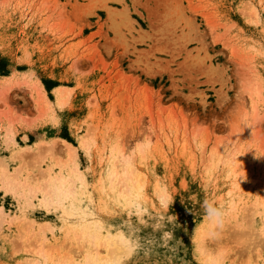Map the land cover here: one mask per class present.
I'll return each mask as SVG.
<instances>
[{
	"label": "rangeland",
	"instance_id": "rangeland-1",
	"mask_svg": "<svg viewBox=\"0 0 264 264\" xmlns=\"http://www.w3.org/2000/svg\"><path fill=\"white\" fill-rule=\"evenodd\" d=\"M0 57V264H264V0H0Z\"/></svg>",
	"mask_w": 264,
	"mask_h": 264
},
{
	"label": "trees",
	"instance_id": "trees-1",
	"mask_svg": "<svg viewBox=\"0 0 264 264\" xmlns=\"http://www.w3.org/2000/svg\"><path fill=\"white\" fill-rule=\"evenodd\" d=\"M11 71L10 65L0 57V76H8ZM47 88V85H45Z\"/></svg>",
	"mask_w": 264,
	"mask_h": 264
},
{
	"label": "bare ground",
	"instance_id": "bare-ground-1",
	"mask_svg": "<svg viewBox=\"0 0 264 264\" xmlns=\"http://www.w3.org/2000/svg\"><path fill=\"white\" fill-rule=\"evenodd\" d=\"M13 79H14V75H13L12 77L9 78L10 81H12ZM60 101H61V100H60ZM60 101L58 102V104L61 106L62 102H60ZM67 147H68V149H69L70 151L73 152V148H72L71 146L67 145Z\"/></svg>",
	"mask_w": 264,
	"mask_h": 264
},
{
	"label": "crops",
	"instance_id": "crops-1",
	"mask_svg": "<svg viewBox=\"0 0 264 264\" xmlns=\"http://www.w3.org/2000/svg\"><path fill=\"white\" fill-rule=\"evenodd\" d=\"M13 76V74L11 75V76H9V77H5V78H10V77H12ZM39 86V85H38ZM42 87L40 86V87H38V89H41ZM42 90V89H41Z\"/></svg>",
	"mask_w": 264,
	"mask_h": 264
}]
</instances>
